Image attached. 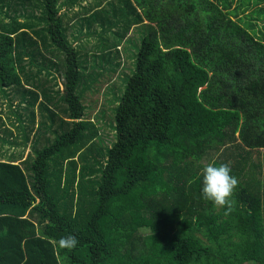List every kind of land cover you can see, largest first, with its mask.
I'll return each mask as SVG.
<instances>
[{
  "label": "trees",
  "instance_id": "trees-1",
  "mask_svg": "<svg viewBox=\"0 0 264 264\" xmlns=\"http://www.w3.org/2000/svg\"><path fill=\"white\" fill-rule=\"evenodd\" d=\"M58 2L0 0V85L41 96L60 130L22 163L0 160V264H264L263 0H120L121 32L103 8L81 18L120 40L146 26L103 148ZM209 152L237 180L231 210L201 198Z\"/></svg>",
  "mask_w": 264,
  "mask_h": 264
},
{
  "label": "rangeland",
  "instance_id": "rangeland-1",
  "mask_svg": "<svg viewBox=\"0 0 264 264\" xmlns=\"http://www.w3.org/2000/svg\"><path fill=\"white\" fill-rule=\"evenodd\" d=\"M64 1L67 4L68 0ZM74 4V8L69 7V9L73 8V17L71 18V21L65 22L64 24L68 41L70 43L72 42V44L76 47L77 56L79 57V69L83 74L79 84L80 88L82 85L84 86V90L81 91L78 86L77 93L86 106V115L90 117L91 121L94 122L98 128L99 137L97 136L96 139L100 147H110V143L113 142L115 138V108L125 88L127 78L134 70L136 53L140 41L145 35L146 26H139L131 29L127 36L124 33L125 36L122 40H120L117 38L116 33L111 32L109 28H104V30L100 32L102 26L94 24L90 28L86 29V25L81 19L90 14H87L86 12L92 9H97L100 6L101 8L110 11L111 15H114V17L119 20L117 30L121 32V26L123 23L120 11L121 6L119 5L120 0H76ZM66 6L68 7L69 5L67 4ZM84 6L87 7L86 11ZM67 7H64V9L68 13ZM62 10L63 8L60 9V11ZM32 12L36 15H39V12L36 10ZM116 43L118 46L114 47ZM42 51L44 55L57 62V69L59 73H62V71H64L63 53L56 49L52 50L53 55L50 52H46L45 50ZM54 73L58 78V86H54L53 88L56 89L58 87L61 89L62 81L61 78L58 77L60 75L58 72ZM42 78L44 79V75ZM46 84H49V82ZM18 90H21L20 86L16 87V85H13L5 87L0 85V98H3L2 94L4 91L6 93L8 91V94H11L12 101L14 98H17L18 103L16 107L14 109H10L8 113L12 117L17 116L18 126L15 128L18 131L26 134L28 138H30L32 135V141L37 137L36 148H40L45 143H47L46 140L51 142L56 132L60 133L58 125L59 118L55 117L54 123L51 127H49L47 114L41 111L43 114L40 115L38 106H35L36 103L34 102L33 98H20L19 94L15 92ZM39 98L42 97L40 96ZM2 101L3 100L0 99V108L3 104ZM8 104L9 102H6L7 106ZM55 105H58V107L63 106L64 101L59 100L55 103ZM40 108H43V106H40ZM3 110L5 111V107ZM53 110L59 114L60 117H62L63 114L61 111L59 112L55 108H53ZM31 112H34L33 119L31 118ZM19 114L21 115L19 116ZM19 139L20 138H18L17 141H19ZM29 152L31 156H33L31 150H29ZM216 155L217 153L214 154L213 152L205 154L201 159V164H209L210 161L216 157ZM254 155L257 157L259 156L262 160V163L264 164V148L256 150ZM26 163L21 164V166L25 167V164L28 165L29 161ZM26 173L31 175L30 171L26 170ZM29 180L31 181L30 177ZM32 218L35 219L36 217ZM243 264L253 263L247 262Z\"/></svg>",
  "mask_w": 264,
  "mask_h": 264
},
{
  "label": "clouds",
  "instance_id": "clouds-1",
  "mask_svg": "<svg viewBox=\"0 0 264 264\" xmlns=\"http://www.w3.org/2000/svg\"><path fill=\"white\" fill-rule=\"evenodd\" d=\"M230 173L231 169L227 164L209 163L205 165L201 170V198L215 207L231 210L233 202L230 197L237 185V180ZM76 244L77 240L72 236L60 240L61 247L72 248Z\"/></svg>",
  "mask_w": 264,
  "mask_h": 264
},
{
  "label": "crops",
  "instance_id": "crops-1",
  "mask_svg": "<svg viewBox=\"0 0 264 264\" xmlns=\"http://www.w3.org/2000/svg\"><path fill=\"white\" fill-rule=\"evenodd\" d=\"M58 1H59L58 3H59L60 9L63 8L62 11L59 10V13H63V15L65 13L64 22L71 21V18L73 17V13H74L73 8H74L75 4L73 3V5H69L67 7L66 6L67 4H65L63 2V0H58ZM64 7H67L68 13L64 9ZM69 7H73V8L69 9ZM85 8L87 10V7H85ZM98 8H101V7L99 6ZM97 9H92L86 13L87 14L92 13ZM41 99L42 98H37L36 104L40 103ZM8 102H9L8 106H5V104L3 103L2 108H0V110H1L0 116H1V121H2L1 126H2V128H5V129L7 128V131H3L2 129H0V137L4 138V140L2 142H0V160H2V161L13 160L14 163H22V160L26 157L30 148L32 147V142H33L32 141V135L30 136V138H28L25 145H21V144L19 145V143L21 142V140L24 136V133H22L21 131H18L15 128L18 126L17 125V116L12 117V116H10L9 113H7L10 109H14L16 107L18 100H17V98H14V100L12 101L11 98H8ZM4 107H5L6 112L3 110ZM12 121L14 122V124ZM18 138H20L19 141H17ZM8 141L10 142L11 145H8Z\"/></svg>",
  "mask_w": 264,
  "mask_h": 264
}]
</instances>
